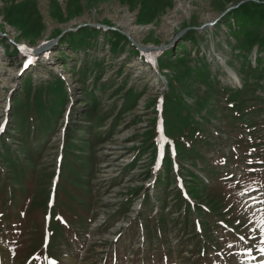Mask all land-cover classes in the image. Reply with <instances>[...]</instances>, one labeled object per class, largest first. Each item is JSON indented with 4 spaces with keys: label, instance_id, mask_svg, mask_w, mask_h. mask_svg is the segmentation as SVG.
<instances>
[{
    "label": "rangeland",
    "instance_id": "374dc122",
    "mask_svg": "<svg viewBox=\"0 0 264 264\" xmlns=\"http://www.w3.org/2000/svg\"><path fill=\"white\" fill-rule=\"evenodd\" d=\"M247 2L0 0V264H264Z\"/></svg>",
    "mask_w": 264,
    "mask_h": 264
},
{
    "label": "trees",
    "instance_id": "16d2710c",
    "mask_svg": "<svg viewBox=\"0 0 264 264\" xmlns=\"http://www.w3.org/2000/svg\"><path fill=\"white\" fill-rule=\"evenodd\" d=\"M241 7V6H240ZM251 7V8H250ZM254 13H259L258 18L264 23V8L258 9L255 3L247 2L241 8L232 11V15H243L247 19H251ZM250 50L249 52H251ZM159 133V131H158Z\"/></svg>",
    "mask_w": 264,
    "mask_h": 264
},
{
    "label": "water",
    "instance_id": "95a60500",
    "mask_svg": "<svg viewBox=\"0 0 264 264\" xmlns=\"http://www.w3.org/2000/svg\"><path fill=\"white\" fill-rule=\"evenodd\" d=\"M86 26H89L88 24H84V25H82V26H79L78 28H75V30L76 29H79V28H81V27H86ZM205 26V25H204ZM204 26H201L200 28H203ZM102 27H105L106 28V26H102ZM74 29H72V28H68V29H66V30H61L60 32H58L55 36H54V40L52 41V43L51 44H49V45H46V47H44V45H42V46H40V47H38L37 49H32V48H29V47H27V46H25V45H23V44H20V46L22 47V48H24L25 50H28V51H30V52H32V53H34V54H38V53H40L41 51H42V48L44 47V49H46V48H48V47H50L54 42H56V40H58L59 38H61L63 35H65L66 33H68V32H70V31H73ZM130 40H131V38H130ZM133 41V40H132ZM143 50H146L147 51V49L146 48H144ZM231 76H233L232 74H230Z\"/></svg>",
    "mask_w": 264,
    "mask_h": 264
},
{
    "label": "snow or ice",
    "instance_id": "6c2138e0",
    "mask_svg": "<svg viewBox=\"0 0 264 264\" xmlns=\"http://www.w3.org/2000/svg\"><path fill=\"white\" fill-rule=\"evenodd\" d=\"M29 63H32V61H29ZM2 130H3V127L0 126V131H2ZM53 264H55V262H53Z\"/></svg>",
    "mask_w": 264,
    "mask_h": 264
}]
</instances>
